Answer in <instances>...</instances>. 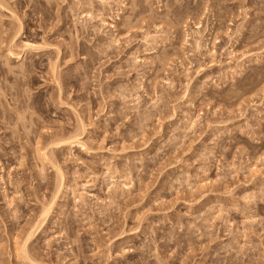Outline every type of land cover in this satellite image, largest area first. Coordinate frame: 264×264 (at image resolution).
<instances>
[{
  "label": "rangeland",
  "instance_id": "obj_1",
  "mask_svg": "<svg viewBox=\"0 0 264 264\" xmlns=\"http://www.w3.org/2000/svg\"><path fill=\"white\" fill-rule=\"evenodd\" d=\"M136 1L0 0V264H264V0Z\"/></svg>",
  "mask_w": 264,
  "mask_h": 264
},
{
  "label": "bare ground",
  "instance_id": "obj_2",
  "mask_svg": "<svg viewBox=\"0 0 264 264\" xmlns=\"http://www.w3.org/2000/svg\"><path fill=\"white\" fill-rule=\"evenodd\" d=\"M140 0H137L136 2H138V4L137 3H135V4H137L136 6H138L139 5V7H140V4H141V6H142V2L140 1ZM99 2H100V0H99ZM107 2V1H106ZM106 2L104 3L103 1H102V5H104V4H106ZM108 4V3H107ZM109 6V5H108ZM143 7V6H142ZM99 10V9H98ZM101 10V9H100ZM140 10V9H139ZM143 11V10H142ZM141 10L140 11H137V9L135 10V9H132L131 10V12L129 13V15L128 16H124V17H121L122 18V20H121V22H119L120 23V26H122V27H124L125 29H129V28H131V27H134V26H138V25H136V23H137V20H136V17H137V19L139 20V18H138V16L140 15L141 16V12H142ZM166 14L164 15L165 16V18H164V20L166 19V21H170L171 20V14H169V12H165ZM100 13H98V15H99ZM154 14H156L157 15V13H154ZM115 15V14H114ZM116 15H118L117 13H116ZM151 15V17L152 16H154V15H152V13L150 14ZM150 15H148V17L150 16ZM158 17H159V15H157ZM162 16V15H161ZM160 16V17H161ZM115 17V16H114ZM120 17H116L117 19H121ZM167 17H169V18H167ZM155 18V17H154ZM159 19V18H158ZM161 19H162V17H161ZM168 19V20H167ZM135 20H136V22H135ZM100 23L103 25H105V24H107L106 23V21L104 20V18L102 17L101 19H100ZM153 21V20H152ZM159 21H160V19H159ZM163 21V20H162ZM171 22V21H170ZM169 23V22H168ZM197 24H198V22H197ZM101 25V26H102ZM118 25V24H117ZM200 25V24H199ZM199 25H197L196 27H198ZM110 26L111 27H115V24L113 23H111L110 24ZM108 27V26H107ZM135 28V27H134ZM127 29V30H128ZM199 31V30H198ZM18 32H20V31H18ZM196 33H198V32H196ZM17 34V33H16ZM18 35V34H17ZM196 38V37H195ZM185 39V38H184ZM200 39V38H199ZM163 40V39H162ZM33 44H31V43H29L28 41L26 42V43H24L22 46L23 47H26L27 49H39L40 47L37 45V46H32ZM39 47V48H38ZM80 47H82V46H80ZM195 47L196 48H198V49H200V47H201V45H200V40L198 41L197 40V38H196V40H195ZM26 49V50H27ZM41 49V48H40ZM83 50V49H82ZM73 51V49H71L70 50V52H72ZM75 51V50H74ZM73 51V52H74ZM7 52H9V55H7V57L8 56H10L11 58H13V59H20L21 60V58L23 59V57H22V55H20V52L19 51H17V52H14V50H13V48H11L10 49V47H9V49L7 50ZM87 52V51H86ZM72 54V53H71ZM84 56L85 55H83L81 58H84ZM6 57V58H7ZM164 56L162 55L160 58H162L161 60H160V58L157 60V63L159 62L162 66L164 65V63H166V55H165V57L163 58ZM9 58V57H8ZM156 58H158L157 56H156ZM10 59V58H9ZM164 62H163V61ZM15 61V60H14ZM19 61V60H18ZM158 63V65H160ZM23 64V63H22ZM25 65V64H24ZM160 65V66H161ZM21 66H23V65H21ZM161 66V67H162ZM165 66V65H164ZM155 67H157V65L155 66ZM27 68H29L28 66L25 68V69H23V70H26ZM161 69V68H160ZM28 70V69H27ZM28 71H30V70H28ZM28 73V72H27ZM229 92H238V89L237 90H234V91H231V90H229ZM82 121V120H81ZM81 121H79V122H81ZM82 124V122L81 123H79V125H81ZM83 126H84V123L82 124ZM81 127V126H80ZM79 127V128H80ZM77 129V128H76ZM80 129H82V128H80ZM85 129V128H84ZM78 130V129H77ZM83 130V129H82ZM79 132H81L82 134H83V131H80V130H78ZM74 132V133H73ZM76 130H74V131H72V134L71 133H69V135H68V137L66 138V137H62V140H64V141H60V139H58L59 138V136H58V138H57V140H55L56 139V135L54 136V140H52V143H54L55 145H56V147H60V146H64V144L65 143H67L68 145H75V144H79L81 147L83 146V142H81V140L82 139H80V133L79 132H77ZM81 134V135H82ZM49 138V137H48ZM52 138H53V136H52ZM66 138V139H65ZM50 140H51V137L49 138ZM54 141V142H53ZM56 141H60L59 143H55ZM65 142V143H64ZM62 143H64V144H62ZM84 147V146H83ZM84 149H85V147H84ZM42 155L44 156V158H48V156H47V153L45 152V151H43V153H42ZM48 160V159H47ZM55 162V161H54ZM51 163H52V165H53V167L55 168V170H56V172L57 173H59L60 175H62L61 173V171H59L60 169L58 168V166L57 165H55V164H57L56 162L55 163H53V161H51ZM1 178H2V176H1ZM54 199H51V200H49L48 201V203H46V205L43 207V210H42V213H40V215H42L41 217H42V220L41 221H43L45 218H46V216L48 215V212H49V210L51 209V207H52V205H53V203H54ZM39 215V216H40ZM40 222V221H39ZM35 226V225H34ZM39 226V225H38ZM37 226V227H38ZM37 227H35V228H37ZM30 230V232L28 231V232H26V236H25V239H24V241L21 243V245H22V247H20V248H22V253H23V255H24V257L23 258H27L28 257V259H29V262L31 261V259L29 258V254H28V249H27V241L29 240V238L30 237H32V233H34L31 229H29ZM120 234L121 233H123V231H121V232H119ZM21 250V249H20ZM22 257V256H21ZM35 262V261H34ZM33 262V263H34ZM36 263V262H35ZM34 263V264H35Z\"/></svg>",
  "mask_w": 264,
  "mask_h": 264
}]
</instances>
